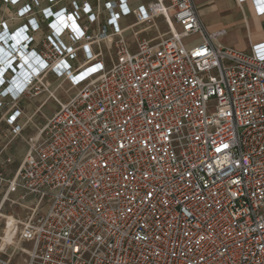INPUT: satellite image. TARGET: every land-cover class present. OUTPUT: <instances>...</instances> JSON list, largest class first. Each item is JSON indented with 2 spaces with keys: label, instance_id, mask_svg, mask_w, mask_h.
<instances>
[{
  "label": "built area",
  "instance_id": "1",
  "mask_svg": "<svg viewBox=\"0 0 264 264\" xmlns=\"http://www.w3.org/2000/svg\"><path fill=\"white\" fill-rule=\"evenodd\" d=\"M121 7L73 4L39 43L32 20L18 38L0 20V205L28 211L0 214V264H264V38L248 53L222 46L194 0ZM129 14L163 17L169 35L134 33L132 53L118 24Z\"/></svg>",
  "mask_w": 264,
  "mask_h": 264
},
{
  "label": "crops",
  "instance_id": "2",
  "mask_svg": "<svg viewBox=\"0 0 264 264\" xmlns=\"http://www.w3.org/2000/svg\"><path fill=\"white\" fill-rule=\"evenodd\" d=\"M0 1L7 6L8 14L3 21L6 23L8 31L10 33L16 31L14 37L18 38L17 32H19L23 26L29 27L28 21L32 20L34 24H37L39 29L29 35L39 43L43 41L44 37L48 34L47 25L51 19L58 16L62 9L70 10L73 4L80 6L83 3H87L94 9L97 1L100 2L101 6L108 2H118L122 5L121 9L124 11H131L139 5H145L153 0H38L37 3H32L30 0H16L15 4L11 3L12 0ZM194 1L200 19L209 31L225 30V35L220 39L222 46L239 52L248 53L252 46L260 44L264 38V6L258 0H242L240 2L237 0ZM26 5L31 7L32 13L30 15L18 17L17 13L22 11L21 9ZM45 15H47L49 19H45ZM105 16L106 15H103L104 19ZM118 24L120 28L127 31L130 27L134 26L133 18L130 14L122 16ZM92 29H94V26H92ZM229 32H232V36L227 38ZM63 42L66 43L67 41L64 39ZM36 47L39 48V46ZM47 80L53 85L60 82L52 75H49ZM43 99L44 97H37L35 102L40 103ZM48 106L51 107L50 104H48ZM24 153L25 145L19 140L13 142L5 151L4 157L12 159V164L7 169L8 178L11 177L18 168ZM15 194L20 193L18 191L14 192L13 196H15ZM28 203L31 205L33 202L29 201ZM3 205L4 204L0 205V211H2ZM9 234L3 238L5 241L9 239Z\"/></svg>",
  "mask_w": 264,
  "mask_h": 264
},
{
  "label": "rangeland",
  "instance_id": "3",
  "mask_svg": "<svg viewBox=\"0 0 264 264\" xmlns=\"http://www.w3.org/2000/svg\"><path fill=\"white\" fill-rule=\"evenodd\" d=\"M154 1V0H153ZM7 6L2 4L0 1V20L3 21L6 19L7 17ZM133 18V16H132ZM104 22V18L103 16L101 17V23ZM135 20L133 18V24H134ZM140 32L137 36V38L139 40H148V39H152L155 37H160V38H165L169 35V27L167 25V23L165 22V20L163 19V17L161 16H156L153 18V20L147 24L144 25H138V26H132L130 27L127 31H125L123 33V37L126 41V43H128V45L130 46V51L132 53L136 52V41H135V37H134V33ZM232 32H229V35L227 36L230 37L232 36L231 34ZM159 40L154 41L153 43H157ZM101 49L103 51V55L104 58L106 59L108 52L105 51V47L103 44H101ZM92 50L94 52H96L97 47L93 46ZM113 48L109 51L112 55H113ZM83 58L82 56L79 57V61L82 62ZM49 83L51 84V91H54L55 86H57L59 83H57L56 85H53L50 81ZM68 88V83L67 82H63L62 84V89L63 91H66ZM73 93V91L69 92L68 94ZM56 97L61 101V102H66L67 101V96L60 90H58L55 93ZM39 97H46L45 94H41ZM48 104L51 105V107L48 106ZM38 106V103L33 102L29 103L28 106L26 107V111L27 113H32L35 109V107ZM57 110V106L49 101L44 108L42 109L43 113L45 114V116H50L53 112H55ZM35 122H39L42 123V120L40 118L35 117L34 119ZM29 133V132H27ZM20 193V192H19ZM21 195L20 194H15V196L10 195L8 197L9 200H17V198ZM2 198V193H0V199ZM31 201L33 202V198L32 197H25L23 201H19V203L25 204L27 206H31L28 202ZM24 202V203H23ZM27 210H23L21 209L19 206H10L9 201H5L2 211H0L1 215H8V214H14V215H18L20 218H23L26 216L27 214ZM3 219L0 218V236H2V231H3ZM9 230L6 232V236L9 234ZM5 236V237H6ZM11 249L7 250V254H9ZM3 258H6L5 256H3Z\"/></svg>",
  "mask_w": 264,
  "mask_h": 264
},
{
  "label": "bare ground",
  "instance_id": "4",
  "mask_svg": "<svg viewBox=\"0 0 264 264\" xmlns=\"http://www.w3.org/2000/svg\"><path fill=\"white\" fill-rule=\"evenodd\" d=\"M10 235V234H9ZM9 239H10V236H9ZM9 239H7L6 241H8Z\"/></svg>",
  "mask_w": 264,
  "mask_h": 264
}]
</instances>
